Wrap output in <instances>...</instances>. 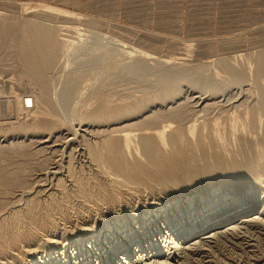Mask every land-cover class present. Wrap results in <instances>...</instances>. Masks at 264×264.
<instances>
[{
    "label": "rangeland",
    "instance_id": "rangeland-1",
    "mask_svg": "<svg viewBox=\"0 0 264 264\" xmlns=\"http://www.w3.org/2000/svg\"><path fill=\"white\" fill-rule=\"evenodd\" d=\"M51 11L67 14L68 17L45 15ZM34 17L47 19L46 23L53 25L63 38L72 45L76 43L73 56L82 53L80 51L85 47H89L91 53L96 50L94 53L99 54L98 60L94 62L96 65L86 62L92 64L90 68L93 69L89 71L87 68L88 72H84L81 82H76L79 87L74 85L72 94L76 95H70L66 102L67 109L59 106L57 113L54 112L59 114V120L56 115H46L45 120L50 117L47 121L51 123L44 120V114H47L45 109L42 110L36 103L42 108L38 113L35 101L29 99L28 92L35 89L18 74L21 67L17 59L20 45L15 39L23 22ZM65 26L68 28L65 29ZM257 54H264V0H0V264H28L30 252L44 249L40 257H48V251H51V257H56L57 252L62 250L59 247L67 243V237L85 236L93 228L98 231L101 225H116L118 220L127 223L126 230L133 226L135 236L141 233V240H129L131 250H134L135 245H141L138 251L140 257L131 255L128 259H121L127 253L125 249L128 244L126 239L120 238L118 243H108L99 251L93 243L76 250L73 248L71 253L66 254V258H59L58 263L53 262L54 259L50 264H124L128 260V264H264V167H261L264 166V159L259 165L263 169L262 174L259 172L261 175L257 174L254 179L247 181L245 178L234 180L233 177L226 179L222 174H212L210 165L212 158L220 153H235L236 157L233 155L231 161H236L239 157L235 151L240 146L242 148V145L249 149L254 160L257 143L261 144L259 140L262 138L261 141H264V109L261 111L263 118L259 109L257 112L262 102L260 96L264 99V78L261 80L256 76L254 68L259 61L255 56ZM72 55L69 58H73ZM138 56L141 59L157 57L170 63H178L182 59L185 65L193 67L204 64L211 68L204 70V73L211 74L215 86L212 91L199 90L189 80H174L171 86L176 85L178 89L175 96H170L162 91L166 87L157 86L156 75L154 78L153 74H145L149 77H143L142 84L137 78L122 79V67L139 59ZM62 60V67L60 61L59 65H54L51 90L60 89L65 77L62 75L72 73L74 66L78 65L76 63H84L81 58L71 65L73 62ZM219 60H229L236 66L246 67L250 71L247 79H231L226 88H217ZM64 66L68 71H65ZM97 71L99 73H94ZM252 71L256 77H253ZM220 75L222 80L225 75V80L230 78L223 70ZM139 82L141 86L145 84L143 90ZM100 97L105 98L104 101ZM199 97H209L210 101L206 98L202 102ZM12 99L19 101L20 105V110L14 114H10ZM93 99L101 102L95 103ZM208 101L209 104L206 103ZM133 102L142 105L138 114L129 112L122 117L117 116L118 119L102 121L96 117L105 107L106 111L119 114L122 108L126 106L127 109ZM88 103L91 106L88 112L93 114L92 118V114L84 110L83 105ZM206 104L209 107L206 108ZM99 105L103 108L98 109ZM202 105L207 111L201 110L204 108ZM177 108L183 114L182 121L187 127H184L183 135L176 141L178 144H165L164 138L158 136L155 138L157 145L153 149L157 150L162 145L161 156L157 158L162 160L165 157L164 161L172 150H189L187 154H197L200 158L197 159L196 172L201 174L200 178L189 180L186 177L189 169L182 171L179 165L167 177L165 171H152L146 176L151 182L162 181L163 185L134 183L112 169L105 160L97 162L90 157L88 146L91 145V148L93 145L101 150V142L106 138L118 137L128 131L136 133L138 131L135 129L139 128L150 130L151 126L166 122L178 124L172 121L170 113ZM247 108L251 110L246 111ZM258 117L260 120H257ZM55 121L57 126L53 124ZM251 124L260 126V129L256 128L260 132L254 130ZM196 129H201L200 133L197 134ZM82 130H85L84 133ZM185 131L190 139L185 136ZM211 131L220 136L212 138ZM223 135L225 138L220 139ZM68 137L72 138L69 142ZM132 141H125L124 144L127 158H130L128 161L139 159L136 162L146 163L141 151L142 145L138 141L136 143L135 139V143ZM204 152H208L207 156H203ZM51 169L57 171L55 176L48 172ZM246 192H254L255 202L246 201L241 205L236 202L234 209L226 204L233 200V196L241 197ZM214 194L216 196L213 200ZM202 196L208 204L205 207L208 211L204 209L203 215L212 211L218 213L225 210V207L228 210L180 238L175 235L195 220L199 222L193 213L192 217L183 222L172 217L171 209L167 221L165 213L152 222L149 220L153 217L141 219L147 217L144 212L160 204L175 203L177 199L181 204L196 203L198 208L204 201ZM219 203L222 204L216 206ZM224 204L225 207L221 208ZM12 214L18 218L12 220ZM124 234L132 237L128 232ZM47 238L55 242L45 244ZM33 240L43 242L45 246L38 245L36 248L37 243Z\"/></svg>",
    "mask_w": 264,
    "mask_h": 264
},
{
    "label": "bare ground",
    "instance_id": "bare-ground-1",
    "mask_svg": "<svg viewBox=\"0 0 264 264\" xmlns=\"http://www.w3.org/2000/svg\"><path fill=\"white\" fill-rule=\"evenodd\" d=\"M44 11V10H43ZM41 12V11H40ZM45 15H48V16H52V15H55V16H67V14H60L59 12L58 13H53L52 11L51 12H47ZM44 16V15H43ZM68 17V16H67ZM64 19V18H63ZM70 19V18H69ZM47 19L43 18V17H34V18H31V19H28L26 21L23 22L22 24V27L20 29V32L18 33V36L17 38L15 39V41H17V43L20 45V50L19 53H17L18 57L17 59L19 60L20 64H21V67H20V70H19V75L20 77H24L22 78L23 80L27 79V84L31 85L35 91H31V92H28V96H29V99L31 101H35L34 103L40 105L42 108H39V110L37 109V112L39 113L40 109L44 110L47 112V114H44V120L46 118V115L48 116V114H52L53 116L56 115L57 116V120H59V114L57 115L56 111H57V108L60 106L62 107L63 109H67L66 105L68 106V104H66L67 100L70 98V95L73 93V87L74 85L76 84V82L79 80H82L81 77L84 76V72H88L87 71V68H89V71L90 69H93V68H90V66H93L92 64L98 60L99 58V54L98 53H94V50L92 53L91 51L89 50V47L86 49H82L83 51H80L82 53H78V55H72L74 54V46H75V43L74 45H72L71 42H68L69 40H66V38H63L61 36V33L57 32V29L53 26V25H50L48 23H46ZM22 21V20H21ZM57 22V21H56ZM60 22V21H59ZM66 22H67V19H66ZM19 23V22H18ZM63 24L65 22H62ZM63 26V25H62ZM61 26V27H62ZM65 29L66 26L64 27ZM75 28V27H74ZM63 30V29H61ZM59 31H60V27H59ZM64 34V33H63ZM66 35V34H65ZM64 36V35H63ZM80 39V38H79ZM109 47V46H108ZM80 49V50H81ZM105 49V48H104ZM93 50V49H92ZM106 51V50H105ZM261 51V50H260ZM76 52V51H75ZM257 53V52H256ZM262 53V52H261ZM101 54V53H100ZM73 56V58H71L72 60H68L70 59L69 56ZM146 55V54H145ZM85 56H87L85 58ZM256 57L259 58V61H258V64L256 65L257 67H255L254 69H256V76L259 78V79H263L264 78V54H257L255 55ZM254 56V58H255ZM84 57V58H82ZM142 57H145V56H142ZM62 58H64L65 60L64 61H71L73 63H70L71 64H74V62L76 63V61H78L80 58L82 59L81 61L84 62L83 64H79V63H76L78 65L74 66V71H78V72H68L66 73L65 75H61L62 76H65L64 79H63V83L61 84V87L60 89L57 88V90H51L50 89V83H51V79H53V69H54V65H59V61L62 60ZM139 58V56H138ZM14 59V58H13ZM104 59V58H103ZM225 59V58H224ZM135 60V59H134ZM251 60V59H250ZM63 61V60H62ZM63 61V62H64ZM67 61V62H68ZM80 61V60H79ZM180 61V60H179ZM184 61V60H183ZM181 59L180 62L178 63H170L169 61H165L164 59H158L157 57L156 58H153V57H150V58H143L141 59V57L139 59H136L133 63L131 64H125L123 67H122V70H121V77L122 79L124 77H128V78H137L136 80H139L141 81V84H142V81L144 80L143 77H147V75L145 76V74L147 73H150L151 75L153 74V77L154 75H156L157 77V86H160V87H166L165 90H162V91H165L164 94H170V96H175L176 93H177V89H178V86L174 85V86H171V82H173L174 80H189L191 81V83L199 88V90H209V91H212L213 90V87L215 86V82L212 81L211 79V74H208V73H204V70L206 71V69L210 70L208 67H206L204 64L200 67H193L192 65L190 66H187L185 65L186 63H184ZM220 61V60H219ZM245 61V60H244ZM249 61V60H247ZM253 61V60H252ZM256 61V59H255ZM62 62V63H63ZM86 62L88 63H92V64H86ZM221 62V61H220ZM218 64V66L220 67V69L218 70V73L216 74H213V75H216L217 76V79L218 80L216 82L219 83V86H217V88H226L231 79H235V78H239L240 80H244L247 79L248 77V73H250V71L248 69H246V67L244 66H236L237 64H233L232 62H230L229 60H224L223 62H221ZM246 62V61H245ZM94 63V64H95ZM218 63V62H217ZM247 63V62H246ZM245 63V64H246ZM249 63V62H248ZM60 64H61V61H60ZM66 64V63H65ZM244 64V65H245ZM63 64H61V67H62ZM69 65V63H68ZM96 65V64H95ZM217 65V64H215ZM241 65V64H240ZM67 66V65H65ZM64 66V67H65ZM72 66V67H73ZM192 66V67H191ZM214 66V65H213ZM60 67V66H59ZM60 67V68H61ZM99 67V66H98ZM114 67V66H113ZM215 67V66H214ZM58 68V69H60ZM218 68V67H217ZM249 68V67H248ZM64 69V68H63ZM65 71H68L67 67H65ZM215 69V68H213ZM212 69V70H213ZM69 70H71L69 68ZM73 70V68H72ZM211 70V71H212ZM223 70L226 74H227V77L229 76L230 78L227 80L226 78V75L224 76V80L223 77H221L220 75V71ZM247 70V71H246ZM63 71V70H62ZM96 71V70H95ZM210 71V72H211ZM249 71V72H248ZM85 72V73H86ZM213 72V71H212ZM94 73H99L98 71L97 72H94ZM253 73V71H252ZM59 74V73H58ZM149 74V75H150ZM224 74V73H223ZM212 75V77L214 78V76ZM219 76L221 77V79L219 78ZM254 73H253V77H254ZM255 76V77H256ZM61 77V76H60ZM95 77H98L95 75ZM149 77V76H148ZM147 77V78H148ZM151 77V76H150ZM63 78V77H62ZM81 78V79H80ZM155 78V77H154ZM59 79V78H58ZM89 79V78H88ZM120 79V78H119ZM256 80V78H254ZM253 79V80H254ZM62 80V79H61ZM87 80V79H86ZM147 80V79H145ZM154 80V81H156ZM239 80V81H240ZM252 80V79H251ZM89 81V80H88ZM236 81V80H235ZM260 81V80H259ZM62 82V81H61ZM81 82V81H80ZM148 82V81H147ZM233 82V81H232ZM231 82V83H232ZM255 82V81H254ZM264 82V81H263ZM145 83V82H144ZM257 83V82H256ZM262 83V82H261ZM52 84V83H51ZM140 86V82L138 83ZM259 84V83H258ZM53 85V84H52ZM78 87H79V84H76ZM86 85V84H85ZM91 85V84H90ZM218 85V84H217ZM263 85V84H262ZM58 86V85H57ZM76 86V87H77ZM144 86L145 84H143V86H141L142 90L144 89ZM153 86V85H152ZM156 86V85H155ZM176 86V87H175ZM259 86V85H258ZM81 87V86H80ZM85 87V86H84ZM139 87V86H138ZM83 88V87H82ZM81 88V90H82ZM140 88V87H139ZM215 87L214 90L217 89ZM76 89V88H75ZM85 89V88H84ZM80 90V89H78ZM80 90V91H81ZM141 90V91H142ZM260 91V90H258ZM76 92V91H75ZM79 93V91H77ZM77 93V95H78ZM81 93V92H80ZM101 94V92H100ZM146 94V93H145ZM253 94V93H252ZM262 94V93H261ZM72 95H76V94H72ZM80 95V94H79ZM98 96V94H97ZM100 96V95H99ZM154 96V95H153ZM157 96V95H156ZM259 96V95H258ZM163 97V96H162ZM198 97V95H197ZM210 97V96H209ZM208 97V98H209ZM261 97V100L262 102L259 103L260 105L258 106L255 105V106H258L257 107V112H258V109L259 111L261 112L262 109H264V99ZM16 98V97H15ZM79 98V97H78ZM95 98V97H94ZM101 98V97H100ZM105 98H107L105 96ZM105 98H101L103 101ZM200 100L203 102L206 100V98H202V97H199ZM198 98V99H199ZM207 98V99H208ZM214 98V97H212ZM82 99V98H81ZM97 99V98H96ZM108 99V98H107ZM197 99V100H198ZM87 100V99H86ZM85 100V101H86ZM95 99H93L94 101ZM200 100H198L200 102ZM209 100V99H208ZM214 100V99H213ZM258 100V99H257ZM11 101V102H10ZM9 102L11 103V106H10V114H14L16 110L19 109V106L18 105V102L17 100L15 99H12L10 100ZM69 101V100H68ZM80 101V100H79ZM210 101V100H209ZM209 101L206 102L209 104ZM81 102V101H80ZM95 102V101H94ZM99 102V101H97ZM95 102V103H97ZM101 102V101H100ZM99 102V103H100ZM108 102V101H106ZM104 102V104L106 105L107 103ZM149 102V101H148ZM198 102V103H199ZM242 102V101H241ZM25 103V102H24ZM70 103V102H69ZM86 103V102H85ZM103 103V102H102ZM20 104V103H19ZM94 104V103H93ZM111 104V103H109ZM144 104V103H143ZM187 104V103H186ZM202 104V103H201ZM210 104H212V102H210ZM213 104H216L215 101H213ZM77 105V104H76ZM92 105V104H91ZM98 105V104H96ZM102 105V104H101ZM104 105V106H105ZM184 105V104H183ZM84 106V110L86 111V113L88 114H92L91 112L89 113L88 109L89 107L91 108V106H89V103L88 104H85L83 105ZM82 106V107H83ZM94 106V105H93ZM100 106V105H99ZM97 106L98 109L100 108H103L102 106ZM142 105H140L139 102H133L132 104H130V106L126 109V106L125 108H122L121 109V112L119 111V114L117 113H113L112 112H109V111H106V107L102 109V113L101 114H98L96 117L99 118V120L101 119L102 120H107V119H115L117 118V116H123L124 114H130L131 113H137L140 112L142 109L141 107ZM206 108H207V104L205 105ZM59 107V109H60ZM96 107V106H94ZM199 107V106H198ZM201 107H204L203 105ZM200 107V108H201ZM209 107V106H208ZM80 108V107H79ZM78 108V109H79ZM110 108V107H109ZM108 108V109H109ZM187 108V107H186ZM255 108V107H254ZM95 109V108H94ZM202 109H205L204 108H201ZM249 108L245 109L246 111L248 110ZM20 110V109H19ZM62 110V109H61ZM81 110V109H80ZM78 110V111H80ZM83 110V108H82ZM83 110V111H84ZM119 110V109H118ZM170 110V109H169ZM251 110V109H249ZM60 111V110H58ZM72 111V110H71ZM74 111V110H73ZM77 111V109H76ZM84 111V113H85ZM93 112V110H90ZM100 111V110H98ZM185 111V110H184ZM197 111V110H196ZM202 111H207L206 109L205 110H202ZM201 111V112H202ZM253 111V110H252ZM36 112V111H34ZM36 112V113H37ZM45 112V113H46ZM54 112H56L54 114ZM97 112V110H96ZM251 112V111H250ZM256 112V111H255ZM259 112V113H260ZM35 113V114H36ZM60 113V112H58ZM73 113V112H72ZM81 113V112H80ZM85 113V114H86ZM98 113V112H97ZM96 113V114H97ZM171 113V117H172V121L173 122H177L178 124L176 125H173L172 122H164L165 124H158V125H154L153 127L151 126L150 127V130L148 128H139V129H135L136 133H132V132H123L122 134H119L118 137H113V138H106L104 140H102L103 142H101L100 144L102 145L101 147V150L100 148L98 147H92L89 148V145L88 146V150H89V153H90V157L92 158V160L94 161H103L105 160L110 166L112 169H114L116 172L126 176V178H128L129 180L131 181H134L135 182H144V184H155V185H163L164 183L161 184L162 181H157V182H151L150 179H146V176L149 175V173H151L152 171H157V172H160V173H163L165 171V177H167V175L170 173V171L172 169H177V166H181V169L182 171H186L185 169L188 168L189 169V172L186 174V177L189 179V180H192L194 178L198 179V177L200 178L201 174H199L198 172H196V168L198 167L197 165V159L200 158V156H197V154H187L188 151L185 150V151H181V150H172L171 153L169 154L168 158H166L167 160L164 161V158L161 160L158 159L159 156H161V151H162V145L161 148L159 149H153V147H155V145H157V142L155 141V138L157 139L158 136H161L164 138V143L165 144H171V145H174L176 146L175 144L179 141L180 137L183 135V129L185 130V128H187L183 123L184 121L183 120V114L181 113L180 110H177L176 111H170ZM206 113V112H205ZM248 113V112H246ZM41 114V113H40ZM61 114V113H60ZM84 114V115H85ZM159 114V113H158ZM186 114V113H185ZM253 114V112H252ZM263 113L261 112V115ZM37 115V114H36ZM43 115V113H42ZM83 115V114H82ZM83 115V116H84ZM188 115V114H187ZM248 115V114H247ZM256 115V114H254ZM260 115V114H259ZM260 115V117H261ZM50 116V115H49ZM59 116V117H58ZM70 116V115H69ZM89 116V115H88ZM86 117L89 119V117ZM93 114L91 115V118H92ZM136 116V115H135ZM142 116V115H141ZM148 116V115H147ZM146 116V117H147ZM154 116V115H153ZM167 116V115H166ZM234 116V115H233ZM258 116V114L256 115ZM42 117V116H41ZM129 117V116H128ZM145 117V116H144ZM145 117V118H146ZM158 117V116H157ZM169 117V116H168ZM258 117L257 120H260ZM50 119V117H48ZM47 118V119H48ZM52 118V117H51ZM55 118V117H54ZM54 118H53V122H54ZM90 118V119H91ZM96 118V119H97ZM126 118V117H125ZM130 118V117H129ZM134 118V117H133ZM166 118V117H165ZM205 118V117H204ZM233 118V117H232ZM240 118V117H239ZM243 118V117H241ZM262 118H263V115H262ZM47 119L45 120L46 122H50V121H47ZM62 120V118H60ZM118 119V118H117ZM135 119V118H134ZM144 119V118H143ZM162 119V118H161ZM238 119V117H237ZM56 120V121H57ZM69 120V119H68ZM98 120V119H97ZM126 120V119H125ZM133 120V119H132ZM140 120V118H139ZM142 120V118H141ZM140 120V121H141ZM146 120V119H145ZM232 120V119H231ZM239 120V119H238ZM248 120V119H247ZM263 119H261L262 121ZM52 121V119H51ZM55 121V122H56ZM64 121V120H63ZM62 121V122H63ZM82 121V120H81ZM118 121V120H117ZM260 121V123H261ZM106 122V121H105ZM135 122V121H134ZM132 122V124L134 123ZM137 122V120H136ZM155 122V121H154ZM204 122V121H203ZM51 123V122H50ZM60 123V122H59ZM116 123V122H114ZM202 123V122H201ZM238 123V122H237ZM240 123V121H239ZM248 122H246L247 124ZM45 124V123H44ZM54 125L56 124L57 126V122L56 123H53ZM128 124V123H127ZM136 124V123H135ZM215 125V123H213ZM233 124V123H232ZM236 124V123H235ZM245 124V123H244ZM249 124V123H248ZM81 125V123H80ZM85 125V124H84ZM201 125V124H200ZM202 125H205V124H202ZM201 125V126H202ZM217 125V124H216ZM230 125H231V122H230ZM258 125H259V121H258ZM257 125V126H258ZM44 126V125H43ZM79 126V125H78ZM109 126V125H108ZM111 126V125H110ZM148 126V125H147ZM189 126V125H188ZM206 126V125H205ZM210 126H213L210 124ZM251 126H254L251 124ZM261 126H262V123H261ZM46 127V126H45ZM185 127V128H184ZM200 127V126H199ZM203 127V126H202ZM215 127V126H213ZM219 127V126H218ZM246 127V126H245ZM255 127V126H254ZM260 127V126H259ZM259 127H255L254 130H258L256 128H259ZM44 128V127H43ZM72 128V127H71ZM122 128V127H121ZM201 128V127H200ZM205 128V127H204ZM241 128V127H240ZM244 128V127H243ZM261 128V127H260ZM259 128V129H260ZM46 129V128H45ZM49 129V128H47ZM63 129V128H62ZM69 129V128H68ZM85 129V128H83ZM111 129V128H109ZM145 129H148V130H145ZM209 129H213V128H209ZM220 129V128H219ZM229 129V128H228ZM233 129V128H232ZM248 129V128H247ZM245 129V130H247ZM79 130V129H78ZM81 130V129H80ZM113 130H115V128L113 127ZM120 130V129H119ZM133 130V129H132ZM198 129H196L197 131ZM201 131V129H199ZM198 130L197 134L200 133ZM217 130V129H216ZM244 130V129H243ZM244 130V131H245ZM250 130V129H249ZM263 130V129H261ZM72 131V130H71ZM83 133L85 130H82ZM89 131V130H88ZM187 131V129H186ZM185 131V132H186ZM222 130H220L221 132ZM234 131V130H233ZM248 131V130H247ZM67 132V131H66ZM93 132V131H92ZM101 132V131H100ZM99 132V133H100ZM121 132V131H120ZM213 132V131H211ZM258 132H260L258 130ZM48 133V132H47ZM108 133V132H107ZM196 133V132H195ZM208 133V132H207ZM223 133V131L221 132V134ZM237 133V132H236ZM251 133V131H250ZM70 134V133H69ZM106 134V133H105ZM185 134V133H184ZM224 134V133H223ZM210 135V134H209ZM220 136V134H216L215 132L212 133V138H216L217 136ZM237 135V134H236ZM264 135V134H262ZM185 136L187 137V132L185 134ZM184 136V137H185ZM218 136V137H219ZM228 137V136H227ZM257 137V136H256ZM65 138V137H64ZM69 138V137H68ZM67 138V142H69L72 138L70 137L69 139ZM183 138V137H182ZM189 138V137H187ZM225 136L223 135V138L221 136L220 139H224ZM253 138V137H252ZM262 138V137H261ZM134 139L136 140V143L137 141L142 145V154L145 156L144 158H146L145 161L146 163L142 164L141 163H138L136 161L133 162L132 160L131 161H128V159L130 158H127V150L125 148V141H134ZM186 138H184L185 140ZM190 139V138H189ZM198 139V138H197ZM200 139V138H199ZM198 139V140H199ZM209 139V138H207ZM218 139V138H217ZM216 139V141H217ZM228 139V138H227ZM249 139V138H248ZM247 139V141H248ZM259 139V138H258ZM48 140V139H47ZM178 140V141H177ZM188 140V139H187ZM201 140V139H200ZM263 140V138L261 139ZM261 144L257 143V152L256 153V156H255V159L253 160L251 156H253V154L250 153L249 149L247 148H243V145H242V148H238V150L236 148V151L235 152H238L237 153V158L236 161L232 160L231 161V157H234L236 154L235 153H232L230 150L231 153H229V155H221L220 154H216V156L214 158H212V161L210 162V165H211V172L212 174H222L226 177V179H229V178H232L234 180H238L239 178H245L244 180H248L250 178H253V177H256L257 174H259V172H263L261 170V167H264V166H259L261 165V162L263 161L264 159V141H261ZM42 141V140H41ZM45 141V140H44ZM42 141V142H44ZM66 141V140H65ZM132 141V142H133ZM177 141V142H176ZM203 141V140H202ZM213 141V140H211ZM210 141V142H211ZM244 141V140H243ZM258 141V142H259ZM182 139H181V144H182ZM186 142V141H185ZM197 142V141H196ZM204 142V141H203ZM246 142V141H245ZM66 143V142H65ZM135 143V141H134ZM159 143V142H158ZM163 143V144H164ZM190 143V142H189ZM213 143H216L213 141ZM133 144V143H132ZM178 144V143H177ZM188 144V143H186ZM192 144V143H191ZM198 144V143H196ZM209 144V143H208ZM223 144V142H222ZM183 145V144H182ZM95 146V145H94ZM136 146V145H135ZM180 146V145H179ZM178 146V147H179ZM206 146V145H205ZM209 146V145H208ZM177 147V148H178ZM192 147V146H190ZM226 147V146H225ZM228 147V146H227ZM245 147V146H244ZM254 147V146H253ZM41 148V147H40ZM87 148V147H86ZM158 148V147H157ZM181 148V147H179ZM178 148V149H179ZM184 148H187L184 147ZM193 148V147H192ZM202 148V147H200ZM210 148V146H209ZM165 149V147H164ZM168 149V148H166ZM229 149V148H228ZM231 149V148H230ZM137 150V149H136ZM169 150V149H168ZM191 151V150H190ZM199 151V150H198ZM205 151V150H204ZM213 150H211L212 152ZM140 152V151H139ZM194 152V151H192ZM210 152V153H211ZM215 152V151H214ZM136 153V152H135ZM141 153V152H140ZM195 153V152H194ZM199 153V152H198ZM201 153V152H200ZM203 153V152H202ZM205 154L203 156L206 155V153L208 152H204ZM217 153V152H215ZM234 155V156H233ZM207 156V155H206ZM158 157V158H157ZM236 157V156H235ZM135 158V157H134ZM134 158H131V159H134ZM206 158V157H205ZM209 160V159H208ZM141 161V160H140ZM103 163V162H102ZM207 163H209V161H207ZM263 164H264V161H263ZM198 170V169H197ZM48 171V170H47ZM45 171V172H47ZM188 171V170H187ZM49 173H51L52 176H55L57 174V171L55 169H51V171H48ZM174 174H176L175 172H172ZM262 174V173H261ZM259 174V175H261ZM175 178H177L175 176ZM254 179V178H253ZM259 181V180H258ZM230 182H233V181H230ZM253 190V188H251ZM250 190V189H249ZM248 190V191H249ZM256 190V189H255ZM249 193V194H248ZM217 194V193H216ZM216 194L213 195V200L215 199V196ZM228 195V194H225V196ZM255 194L254 192L250 193V192H246V194L242 195L241 197H236L233 196L231 201H229V203H226L228 205H231L233 207L231 208H236L235 207V203L238 202L240 203H243L245 204L246 201H249V202H252L255 200ZM205 197L202 196V199L204 200L200 205L199 207L197 208L196 207V203H188V202H185L184 204H181L180 200H176L175 203H172V202H169V203H166V204H160L159 206H155L154 208L155 209H151V210H148L146 212H144V215L147 216L144 218H141V219H144V220H148L149 217H153L152 219H150L149 221L152 222V221H155V220H158L160 215L162 216L163 213L164 214V217H165V220L168 218V211L171 209V213L173 218H175L177 221H180V222H183L185 219L187 218H190L192 217V213H193V216L195 215V218H199V222H193V223H190L188 225V227H186L185 229H183L182 231H180L176 236V238H180L182 236H185L187 233L189 234V232L197 229V228H200L202 226H204L208 221L210 220H214L216 219L217 217H219L221 214L223 213H226V210H228V208L226 209L225 205L222 206L221 208H224L225 210H221L218 209V210H221L219 211L218 213L215 212V211H212V212H209V213H206L203 215V213L205 211H208L205 207L208 206V204L206 203ZM209 200H212V199H209ZM183 201V200H182ZM191 202V201H190ZM210 202V201H209ZM216 202V201H215ZM223 202V201H222ZM255 202V201H254ZM220 204L222 203H219L217 204L216 206H219ZM158 205V204H157ZM211 205V204H210ZM175 206V207H174ZM174 207V208H172ZM201 208V210L199 209ZM205 209V211H204ZM147 210V209H146ZM209 210H210V207H209ZM194 211V212H193ZM18 215V214H17ZM13 216V217H12ZM11 216V219L12 220H16L18 218V216L16 217V214H12ZM131 216V215H130ZM132 217V216H131ZM171 217V216H170ZM137 219V218H136ZM135 220V219H134ZM192 220V218L190 219ZM133 221V220H132ZM137 221V220H136ZM139 221V220H138ZM142 221V220H141ZM167 221V220H166ZM171 221V220H170ZM140 222V221H139ZM144 222V221H143ZM135 224H137L136 222H134ZM149 223V222H147ZM113 223H110L109 225L110 226H107L105 227V224L101 225V228L100 230L98 231H94V228L92 229L93 231L90 230V232H88V234H90V236L88 234H86L85 236H80V235H76L75 237L72 236V237H67L66 240L67 243L64 244L61 248L59 247V249H62L60 251L57 252V256L56 257H51L50 255L52 254L51 251L49 252L48 251V257L47 255H44V256H41L40 255L44 254L43 252H45V249L42 250V251H32L30 252V256H29V259H28V264H50L54 259H56L55 263H58V259L61 258V260H63L64 258H66V254L67 253H71V249L73 250V248L76 250L77 248H81L80 246H86L87 244L89 245L90 243H93L95 246H97V249L96 250H100L102 248H104L105 246H107L108 243L110 244H115V243H118V241L120 240V238H122V240L126 239L127 240V245L126 246V255L125 257L124 256H121L122 254L120 253V256L122 257L121 259H128V257H130L131 255H135V257H137L139 254H138V251H140V247L141 245L140 244H137L135 245L133 248L134 250H131V247H129V240H141V233L139 232V235L135 236V234L133 233V226L132 228L130 227L129 230H126V225L127 223L124 221V220H118L116 222V225H112ZM151 224V223H150ZM99 228V227H98ZM90 229V228H88ZM87 230V229H86ZM77 231V230H76ZM137 231V230H136ZM124 232H128L131 236H128L126 237V235L124 234ZM71 236V235H70ZM214 237V236H213ZM50 238V237H49ZM53 238V237H52ZM51 238V239H52ZM48 239V238H47ZM51 239H48L46 240L45 244H52L53 242H55L54 240H51ZM54 239V238H53ZM32 240V239H31ZM30 240V241H31ZM70 240V241H69ZM183 240V239H182ZM29 241V240H27ZM35 243H37V240H33ZM39 241V240H38ZM33 242V243H34ZM57 242V241H56ZM113 242V243H112ZM58 243V242H57ZM132 244V243H131ZM40 246H43L44 243L43 242H38L36 246V248ZM26 246V245H25ZM29 246V245H28ZM45 246V245H44ZM113 246V245H112ZM116 246V245H115ZM50 247V246H49ZM93 247V246H92ZM42 248H40L41 250ZM25 250V249H24ZM51 250V249H50ZM55 250V249H53ZM52 250V251H53ZM142 250V249H141ZM47 252V251H46ZM56 252V250H55ZM25 253V252H24ZM40 254V255H39ZM46 254V253H45ZM54 254V253H53ZM140 257V255L138 256ZM137 257V258H138ZM70 258V257H69ZM71 260V259H70ZM69 260V261H70ZM61 262V261H60ZM63 262V261H62ZM124 262V261H123ZM130 261L128 260L127 262H125L124 264H128ZM66 263H67V260H66ZM119 264V263H118Z\"/></svg>",
    "mask_w": 264,
    "mask_h": 264
}]
</instances>
